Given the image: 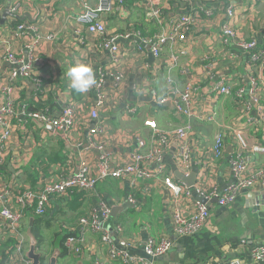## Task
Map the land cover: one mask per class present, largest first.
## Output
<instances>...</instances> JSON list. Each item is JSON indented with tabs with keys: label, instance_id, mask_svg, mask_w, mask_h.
Segmentation results:
<instances>
[{
	"label": "crops",
	"instance_id": "1",
	"mask_svg": "<svg viewBox=\"0 0 264 264\" xmlns=\"http://www.w3.org/2000/svg\"><path fill=\"white\" fill-rule=\"evenodd\" d=\"M10 1L25 4L28 8L24 14L29 21L38 25V33L42 37L53 36V41L46 42L39 52L37 70L46 76V80L54 90L47 94L43 100V107L55 114L63 109L68 101L84 100L87 104L81 110L77 126L79 127L69 136L55 134L50 129L42 127L44 124L31 122L33 126H20L14 138L9 142L4 164L0 167V205L20 210L15 197L22 190L36 191L40 184L33 185L27 179V170L32 165L36 150L46 149L45 156L57 159L43 167L45 177L51 180L58 179L59 175L76 172L83 163L93 164L102 155L108 154L114 158H123L131 151L137 150L131 134L140 135L147 142L148 149L151 141V131L144 126V122L153 120L158 128L154 134L153 144L160 147L161 158L158 163L149 162L146 167L156 173L161 167L166 175L180 182L174 173L179 171L184 176L196 172L194 185L198 181L204 152L211 148L214 137L218 133L226 135V128L235 124L238 113L234 109V98L231 96H215L212 86L217 81L229 83L230 90L248 85V76L257 75L264 82V67L250 61L249 54L235 48L222 45L218 40L220 29L225 22L224 12L228 8L225 0H180L187 4L188 11L195 17V24L187 31L184 39L163 50L160 60L153 61L144 46L145 53L124 54L121 70L126 78V95L112 98L110 106L96 121L107 127V134L103 137L92 136L95 122L90 121L88 112L90 105L95 101L92 88L83 94H76L69 86L66 75L68 66L74 61H84L90 64L97 75L99 67L109 65V52L106 48L95 45L91 37H85L84 43L76 40L67 19L76 15L78 9L74 0H0V14ZM128 2L125 7H117L114 14L106 19L107 34H120L139 30L146 21L145 1ZM163 7L165 17H175L186 11L179 6L178 0H153ZM91 5L95 0H90ZM234 8L233 28L237 37L249 41L256 39L264 47V1L233 0ZM52 9L48 6H52ZM211 9L212 16L205 17L199 8ZM23 14V15H24ZM8 16L3 23L11 26ZM9 20V21H8ZM21 20V19H20ZM23 21V20H21ZM19 22V21H18ZM13 24V22H12ZM136 28V29H135ZM160 29L158 25H147L141 28L143 32L152 33ZM66 40L62 42V39ZM3 38L0 37V46ZM121 49L131 48L132 38L127 41H116ZM13 53L22 46L21 40L13 42ZM171 50V51H170ZM24 52V51H23ZM172 66L169 76L161 73L154 83L158 94L162 95L168 90L165 78L172 79L176 86L182 88L187 79L199 81L200 90L197 97L196 111L208 112L212 108L215 112L213 123L192 121V133L189 138L195 161L189 173H184L175 163L177 141L169 140L167 146L161 143V133L180 127L186 123L169 107L164 109L155 105L147 94H136L130 89L133 83H141V78L146 80L147 67L149 73H159L162 66ZM10 66L0 58V88L4 87L3 80ZM204 66L208 67L207 75ZM157 78V76H156ZM20 91L17 97V109L25 107L28 111L37 110L40 104L34 101L35 86L31 81L15 83ZM211 89V90H210ZM258 100L260 107L264 108V86H260ZM111 97H113L111 95ZM125 106H137L138 115L127 117ZM111 109H110V108ZM257 123L250 122L247 132L252 142L264 144V120ZM20 123L28 122L26 118H19ZM251 120V119H250ZM248 118H243L241 123H247ZM252 124V125H251ZM41 126V127H39ZM31 133V142H25L24 135ZM28 140V139H26ZM34 140V142H33ZM93 141V142H92ZM100 146L101 149L95 147ZM233 153L232 141L225 136V157L221 162L213 163L209 168V182L216 185L222 193L232 182L229 171V158ZM42 155H40L41 158ZM264 165V156H254V168ZM43 166V165H42ZM31 171L28 170V173ZM32 177L36 178L35 173ZM186 187L182 182H180ZM187 188V187H186ZM192 189V188H190ZM193 203L194 196L187 198ZM106 202L112 208H121L125 203L129 208L119 212L116 217L110 216L105 229L110 234L112 244L117 247L120 240L130 243L126 252L134 257L146 258L144 248L148 240H169L173 249L172 261L167 264H218L231 260L240 264H253L251 252L258 247H264V185L258 184L242 191L235 201L228 206L212 204L209 213V222L202 232L193 238L179 237L173 232L169 217V192L164 189L162 177L158 176L149 180H142L131 187L127 179H107L100 182L95 189L89 192L69 193L62 197H51L45 214L36 216L30 210H23L22 238L24 246L28 245L26 230L37 241L36 250L43 252L46 262L57 248L61 252L58 264H122L119 260H112L109 249L100 239L99 234L84 232L82 250L80 254L65 253V239L74 234L79 219L89 215L98 208L99 203ZM119 226L121 232L117 235L115 228ZM12 239V238H11ZM7 229H0V264L6 262L7 248L12 244ZM64 253V255H63Z\"/></svg>",
	"mask_w": 264,
	"mask_h": 264
},
{
	"label": "built area",
	"instance_id": "2",
	"mask_svg": "<svg viewBox=\"0 0 264 264\" xmlns=\"http://www.w3.org/2000/svg\"><path fill=\"white\" fill-rule=\"evenodd\" d=\"M53 5L54 1L50 0ZM139 0H95L91 5L90 0H74L78 13L67 19V23L72 26L71 31L76 36V40L84 43L85 37H91L96 46L106 48L109 52V65L97 69L96 84L92 87L95 95V101L90 105L88 117L94 121L95 125L91 129L94 136H105L107 127L100 125L96 121L101 116L105 117L112 98H120L126 92V78L121 70V62L124 54L145 53L143 49L146 46L148 53L153 59L160 60L161 54L165 48H169L184 39L189 28L195 24V17L188 11L175 17H165L161 4L153 0L145 1V20L152 22L160 27L159 32L151 38H143L136 30L133 32L120 34H107L106 19L113 15L116 8L125 7L128 2ZM186 1V0H185ZM228 4L225 14V22L218 35L219 42L227 47L235 48L241 52L249 54L250 61L264 67V47L256 39L249 41L237 37L233 28L234 8L233 0H225ZM262 2L264 0H254ZM52 6H48L52 9ZM9 20L12 27L0 26V37L3 42L0 46V58L7 62L10 70L6 73L3 80L4 87L0 88V167L4 164L9 142L13 140L16 129L24 126L19 118H26L31 122L51 126L57 134L69 136L81 126H77L83 107L87 104L84 100L68 101L63 109L55 114L42 104L47 94L54 90L52 85L47 82L44 74L37 70L39 52L46 42L53 41V36L42 37L38 33V25L29 21H21L25 9V4L17 1H10L7 4ZM199 12L205 17H211V9L205 7L199 8ZM20 20L19 22L17 21ZM8 20V21H9ZM13 22V24H12ZM132 38L131 48L121 49L116 41H127ZM21 40L22 46L13 53L16 41ZM66 39L63 38L62 42ZM24 51V52H23ZM171 51V50H170ZM162 69L166 76L172 71V66L165 62L159 70V73H149L147 67L144 71L147 73V79L141 78V83H133L130 91L136 94L149 95L156 106H164L170 103L173 112L186 120V123L180 127L166 130L161 133V143L163 146L169 144V140L177 141L175 163L179 170L189 173L195 161V154L192 150L189 138L192 133V121L204 123H213L215 121V112L209 108L208 112L201 113L196 111L197 97L199 95V81L187 79L182 88L176 86L170 78H165L168 90L162 95L158 94L154 83L158 80ZM208 67L204 66L207 75ZM157 76V78H156ZM20 77V79H18ZM17 80L31 81L35 86L34 101L40 104V107L34 111H28L23 108L17 109L16 102L19 94ZM264 82L259 80L257 75L248 76V85L238 87L234 93L233 106L238 116L234 125L226 128V135L232 141L233 153L229 158V171L232 182L222 193L209 182V168L215 162H221L225 155V134L218 133L214 137L211 148L204 152V164H202L197 183L192 189L184 187L180 182L175 181L171 176L166 175L165 170L158 168L156 173L149 171L146 164L149 162L158 163L161 158L160 147L153 144L154 134L158 131L157 125L153 120L144 122V126L149 128L152 141L147 147V142L138 135L131 134V140H134L137 150L131 151L123 158H114L108 154L102 155L93 164L83 163L76 172L62 175L58 180L47 178L43 185L36 191L22 190L15 197L17 204L21 205L20 210H15L7 206L0 205V229H7L8 236L13 240L7 248L5 264H30L25 257V246L22 238V219L23 210H30L36 216L45 214L51 197H62L71 192H89L107 179H127L133 187L137 182L149 180L158 176L162 177L164 189L169 192L170 220L173 226V232L179 237L193 238L198 236L209 222L211 200H217V205H231L237 196L244 190L262 184L264 185V165L260 168H254V156H264V144L252 142L247 132V126L264 120V108L260 107L258 100L260 86ZM120 89L118 90V88ZM211 90V89H210ZM212 94L215 96L230 95L231 90L228 82L217 81L212 86ZM111 95L113 97H111ZM119 96V97H118ZM137 106H125L124 112L127 116L138 115ZM243 118H248L247 123H241ZM251 119V120H250ZM251 124V125H252ZM28 139V140H26ZM31 133L24 135L25 142H31ZM93 142V141H92ZM98 150L100 146L95 147ZM192 195H199L206 200V204H200L196 201L190 203L187 198ZM1 198V197H0ZM110 218V207L106 202H101L98 208L89 215L79 219L78 227L74 234H70L65 239V249L68 253L80 254L82 250V241L84 232L99 234L101 242L109 249L112 260H119L122 264H153L154 261L165 255L171 248L169 240H148L144 252L146 258L141 259L129 255L126 249L130 243L119 239L117 247L112 244L110 234L105 229L106 223ZM121 232L117 226L115 233ZM251 262L253 264L264 263V247H258L251 252ZM94 264H100L96 261ZM218 264H240L239 261L231 260Z\"/></svg>",
	"mask_w": 264,
	"mask_h": 264
},
{
	"label": "water",
	"instance_id": "3",
	"mask_svg": "<svg viewBox=\"0 0 264 264\" xmlns=\"http://www.w3.org/2000/svg\"><path fill=\"white\" fill-rule=\"evenodd\" d=\"M8 16H11V14L9 13L8 8H5L3 10V12H1V14H0V26L3 25V23L5 22V20ZM25 18H29V16L27 14H24L20 19L25 20ZM150 58H152V57L150 56ZM153 61H155V60L153 59ZM18 79H20V77ZM129 93H130V96H132V91H130ZM164 107H169L172 110L170 103H166L164 105ZM177 118H178V120H180L181 116L178 115ZM34 123H36V122H34ZM39 127H41V126H39ZM42 127L48 128L52 132L57 134V132L49 125H43ZM195 174H196V172L193 171V173H191L189 176H184L179 171H177L174 173V176L180 182H182L187 188H193L194 182H195ZM193 196H194V199L196 202H198L200 204H204V205L206 204V200L204 198H202L201 196H199V195H193ZM209 203L215 205L217 203V200L216 199L211 200ZM129 207H130L129 204L125 203L121 208H112L111 212H110V216L116 217V215L119 212L125 211ZM26 235H27L29 241H28L27 250L25 251V257H26V259H28L30 261V264H58V261L61 257V252L59 251L58 248H57V250H55L53 252V254L49 257L48 261L46 262V260L44 258L45 256L38 253L36 250L37 241L34 238L33 234L31 233L30 228H28L26 230ZM173 251L174 250L171 249L165 255L158 257L154 261L153 264H167L168 261H172L173 260V258H172Z\"/></svg>",
	"mask_w": 264,
	"mask_h": 264
},
{
	"label": "trees",
	"instance_id": "4",
	"mask_svg": "<svg viewBox=\"0 0 264 264\" xmlns=\"http://www.w3.org/2000/svg\"><path fill=\"white\" fill-rule=\"evenodd\" d=\"M178 3H179V6H181V7H183V8H185L186 6H187V4H185L184 2H182V1H180V0H178ZM17 21H20V20H18L17 19ZM154 23H152V22H147V21H145L144 23H143V25L141 26V28H145L147 25H153ZM154 25H156V24H154ZM140 28V29H141ZM136 29V28H135ZM137 30L136 29V31L137 32H139L140 34H141V36L143 37V38H151L153 35H155V34H157L158 32H159V30L157 31V32H152V33H145V32H143L142 30ZM162 55V54H161ZM161 73L163 74L164 73V70L162 69V71H161ZM153 87L154 88H156L155 87V85H153ZM236 90V88L235 89H233L232 91H231V93H230V95H228V96H231L232 98H234L233 97V93H234V91ZM159 108H161V109H164L165 107L164 106H159ZM24 126H33L32 124H31V121H29L28 120V122H24ZM33 142H34V140H33ZM45 153H47V150L44 148V149H42V150H36V152H35V156H34V158H33V161H32V165L29 167V169L28 170H30L31 172L30 173H28V170H27V179L28 180H30V182L33 184V185H36V184H40V186L41 185H43V181L45 180V179H47L48 178V174H47V177H45V174L43 173V171H45L44 169H43V167H48V164L49 163H51V162H54V161H56L57 159H51L49 156H45ZM40 155H42L41 156V158H40ZM43 165V166H42ZM43 171H42V170ZM35 173V175H36V178H34V177H32V175ZM62 176V174L61 175H59L57 178L59 179L60 177ZM58 179H56V180H58ZM22 192V191H21ZM72 193V192H71ZM73 193H75L74 191H73ZM83 193V192H82ZM65 251V253L67 254V251L66 250H64ZM63 255H64V253H63ZM264 264V263H263Z\"/></svg>",
	"mask_w": 264,
	"mask_h": 264
},
{
	"label": "clouds",
	"instance_id": "5",
	"mask_svg": "<svg viewBox=\"0 0 264 264\" xmlns=\"http://www.w3.org/2000/svg\"><path fill=\"white\" fill-rule=\"evenodd\" d=\"M66 75L70 88L76 94L87 93L96 84L93 67L84 61L72 62L67 68Z\"/></svg>",
	"mask_w": 264,
	"mask_h": 264
},
{
	"label": "rangeland",
	"instance_id": "6",
	"mask_svg": "<svg viewBox=\"0 0 264 264\" xmlns=\"http://www.w3.org/2000/svg\"><path fill=\"white\" fill-rule=\"evenodd\" d=\"M121 86H119L118 90L120 89ZM124 96L126 95V93L123 94ZM119 97V96H118ZM110 108V107H109ZM111 109V108H110ZM128 118L131 117V116H127ZM133 117V115H132ZM28 246V245H27ZM27 246L25 247V249L27 248ZM43 252L41 251L40 254H42Z\"/></svg>",
	"mask_w": 264,
	"mask_h": 264
}]
</instances>
